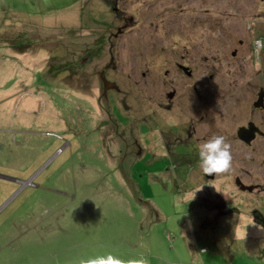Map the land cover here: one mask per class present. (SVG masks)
Segmentation results:
<instances>
[{
    "label": "rangeland",
    "instance_id": "1",
    "mask_svg": "<svg viewBox=\"0 0 264 264\" xmlns=\"http://www.w3.org/2000/svg\"><path fill=\"white\" fill-rule=\"evenodd\" d=\"M115 6L135 20L124 36L115 37ZM175 21L189 27L167 34ZM156 35L174 51L206 54L208 120L233 156L215 181L200 168L192 182L182 178L193 159L177 166L117 153L94 73L112 46L124 85L141 80L154 69ZM256 40L264 41V0H0V264H79L109 253L145 264H264V150L237 135L264 87ZM150 81L125 89L118 107L152 137L170 88ZM238 176L262 189L240 190Z\"/></svg>",
    "mask_w": 264,
    "mask_h": 264
},
{
    "label": "flooded vegetation",
    "instance_id": "2",
    "mask_svg": "<svg viewBox=\"0 0 264 264\" xmlns=\"http://www.w3.org/2000/svg\"><path fill=\"white\" fill-rule=\"evenodd\" d=\"M180 8V7H179ZM184 11L185 8H181ZM116 14L119 16L118 21L120 26L117 28V35L124 36L127 28L135 23L133 16H127L124 11H120L118 7L114 8ZM188 24V23H187ZM187 24H180L172 22L168 23L169 30L167 34H172L175 31L182 32L184 27L187 29L189 27ZM177 28V29H176ZM174 31V32H173ZM167 35L165 36V38ZM163 35H156L154 40V53L155 57L154 69H146L141 72V80H133L128 83L129 85H124L125 82L122 81V77L116 73L119 68L117 61V56L113 53V47L110 48V54H108L109 59L107 63L101 66L100 69L95 70L94 77L98 78L99 88H100V101L103 103V111L109 117V121L113 122L112 128L115 129V133L119 137V153L122 157H144L147 155H154L162 158L163 160L170 159L176 161L178 166L181 162L191 164L192 159L194 160L193 169L190 172H182L181 177L185 180L192 182L190 178L191 174L198 173L199 169V156L197 151V145L213 135L218 134V128L212 121L208 120V116L211 114L208 110V100L212 97L209 96V89L212 87L208 86L207 70L202 64L203 61L207 60L204 51L199 53H191L186 47L170 49L169 47L162 46L161 43L164 41ZM200 40L206 41V32H201ZM105 42V38L101 40ZM240 45L245 44V40L239 41ZM238 51H233L232 55L235 56ZM91 57H95L94 54H89L87 57L78 60L81 63L90 62ZM106 56L103 58L105 60ZM163 63L164 66L161 65ZM81 67V66H80ZM80 67H78L80 69ZM77 72V70H76ZM75 72V73H76ZM115 73V74H114ZM151 73V74H150ZM136 75H129V78H138L139 73ZM152 74H154L152 76ZM214 75H211L213 78ZM150 78L152 83L156 85L157 89H161L162 86L165 88H170L164 94L167 100H162L157 103V108L155 114L157 120L154 122V134L151 137L149 134L143 132V124L139 123V128L137 130L134 124H128L126 120H121L123 116L120 108L118 107V102L124 100V93L126 90L129 92L131 89H137L140 82L144 83V79ZM105 80L108 83L105 84ZM134 86H133V84ZM179 85H176L178 84ZM132 84V85H131ZM169 85V86H167ZM108 86L106 90L105 87ZM126 89V90H125ZM261 91H264V87H260L255 92L254 97V109L252 110V117L245 125L238 127V131L241 127H248L250 123L255 125L254 138L251 143H246L241 140L238 136L240 142L246 144L249 147L258 145L257 150H264V92L262 105L260 107H255V102L260 98ZM211 93H216L212 91ZM113 94L114 99H110V95ZM123 96V97H122ZM209 96V97H208ZM113 108V112H111ZM169 115V118L166 116ZM116 116L115 119L112 117ZM117 119V120H116ZM108 121V122H109ZM118 121V122H117ZM123 122V123H122ZM127 123V124H126ZM108 123H105L107 125ZM209 124L210 132H209ZM126 125L123 133L120 132V127ZM126 129V130H125ZM129 130V133L127 131ZM140 133H138L139 131ZM238 135V132H237ZM142 137V138H139ZM146 138L143 140V137ZM235 142V136L233 137ZM153 147L151 149V147ZM109 152L110 149H108ZM199 174L203 175L204 179L215 181L218 175L206 176L199 170ZM238 181H241L239 183ZM187 182V184H189ZM239 187L240 190L242 184L246 186H254L253 190H242L253 192L255 190H261V184H247L244 179L240 176L234 177V185ZM264 189V188H263Z\"/></svg>",
    "mask_w": 264,
    "mask_h": 264
},
{
    "label": "clouds",
    "instance_id": "3",
    "mask_svg": "<svg viewBox=\"0 0 264 264\" xmlns=\"http://www.w3.org/2000/svg\"><path fill=\"white\" fill-rule=\"evenodd\" d=\"M254 54L256 63H260V52L264 49V41L256 40ZM199 168L206 176L220 175L228 172L232 167L233 156L231 144L223 135H213L197 145ZM218 191V190H217ZM239 231L236 237L239 238ZM79 264H145L143 259H130L122 261L111 253L98 255L94 258L80 259Z\"/></svg>",
    "mask_w": 264,
    "mask_h": 264
},
{
    "label": "water",
    "instance_id": "4",
    "mask_svg": "<svg viewBox=\"0 0 264 264\" xmlns=\"http://www.w3.org/2000/svg\"><path fill=\"white\" fill-rule=\"evenodd\" d=\"M108 83V81L105 80V84ZM106 90L108 89V86L105 87ZM263 92L261 91L260 93V98L258 99V101L255 102V107H260L262 105V99H263ZM254 133H255V125L254 123H250L248 125V127H241L238 131V136L241 140H243L246 143H251V141L254 138ZM239 183H241V181H238ZM242 190H253L254 186H246L243 185L241 186Z\"/></svg>",
    "mask_w": 264,
    "mask_h": 264
}]
</instances>
